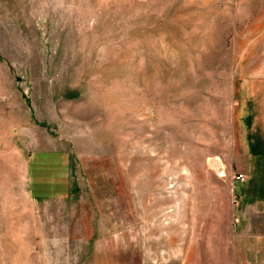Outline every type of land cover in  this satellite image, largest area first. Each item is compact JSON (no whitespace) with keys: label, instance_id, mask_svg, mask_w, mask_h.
Listing matches in <instances>:
<instances>
[{"label":"rangeland","instance_id":"374dc122","mask_svg":"<svg viewBox=\"0 0 264 264\" xmlns=\"http://www.w3.org/2000/svg\"><path fill=\"white\" fill-rule=\"evenodd\" d=\"M0 264H264V0H0Z\"/></svg>","mask_w":264,"mask_h":264},{"label":"built area","instance_id":"2783aa9c","mask_svg":"<svg viewBox=\"0 0 264 264\" xmlns=\"http://www.w3.org/2000/svg\"><path fill=\"white\" fill-rule=\"evenodd\" d=\"M235 180H243L244 179V175L242 172H237L234 176Z\"/></svg>","mask_w":264,"mask_h":264},{"label":"crops","instance_id":"0c3cea01","mask_svg":"<svg viewBox=\"0 0 264 264\" xmlns=\"http://www.w3.org/2000/svg\"><path fill=\"white\" fill-rule=\"evenodd\" d=\"M34 187H39V186L38 185L37 186L35 185Z\"/></svg>","mask_w":264,"mask_h":264}]
</instances>
